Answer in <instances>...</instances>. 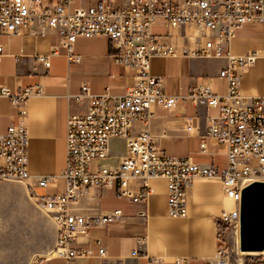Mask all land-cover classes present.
Wrapping results in <instances>:
<instances>
[{
    "label": "built area",
    "instance_id": "built-area-1",
    "mask_svg": "<svg viewBox=\"0 0 264 264\" xmlns=\"http://www.w3.org/2000/svg\"><path fill=\"white\" fill-rule=\"evenodd\" d=\"M74 2L60 0L56 6H46L38 0H0V34L21 35L28 29L45 37L56 32L57 43L48 55L36 56L38 63L50 67L52 57L79 62L75 54L79 38L106 37L112 43L114 63L134 73V85L121 96L108 92L93 95L88 84L82 86L78 98H89L91 106L87 114L68 118L67 168L62 176L66 187L64 193L54 196L35 192V188L52 186L54 178H33L28 170L27 106L33 97L43 95V87L36 85L17 92L6 86L0 88V97L8 98L19 111L18 123L0 133V182L25 186L35 205L55 223L58 240L50 256L66 260L106 257L104 247L95 252L75 245L92 229L122 217V210L92 218L72 214L70 205L91 189H112L115 185L118 198L146 204L151 182L159 179L167 181L169 215L181 219L188 217V191L194 182L220 180L225 197L232 202L220 220L228 230L233 227L239 231L243 190L254 182H264V96H245L239 74L256 64L259 52L235 57L231 46L244 26L264 27V0H98L92 7L72 10ZM183 27L197 32L202 43L199 48L179 49L158 42L156 28L171 31ZM185 57L227 58L228 67L219 73L228 83L227 93L217 95L211 86L202 84L185 96L168 95L165 78L152 73V63L157 58ZM3 58L4 47L0 44V63ZM179 104L217 111L208 117V137L227 149L228 163L223 170L160 151L147 126L155 117V108L169 110ZM195 120L188 119V133L196 130ZM137 122L146 127L133 135ZM115 138L126 140V156L117 168H94L96 161L109 157L110 142ZM207 145L201 144L203 153ZM140 215L145 217V211ZM230 256V248L221 247L215 264H229Z\"/></svg>",
    "mask_w": 264,
    "mask_h": 264
},
{
    "label": "crops",
    "instance_id": "crops-1",
    "mask_svg": "<svg viewBox=\"0 0 264 264\" xmlns=\"http://www.w3.org/2000/svg\"><path fill=\"white\" fill-rule=\"evenodd\" d=\"M38 1L46 6H56L60 2ZM97 2L75 0L72 10L89 8ZM155 34L160 44H172L179 49H197L202 44L192 28L171 31L156 28ZM57 41L58 36L53 31L45 37L34 35L28 29L21 35L0 34V44L4 47L0 88L6 86L17 92L36 85L43 87V95L29 101L26 119L30 136L29 173L33 178L55 180L48 188H35L40 196H54L65 191L62 176L67 168L68 118L87 114L91 106L89 98H78L82 86L88 84L93 95L108 92L121 96L135 83L131 70L114 63L112 43L106 37L79 38L75 44L79 62L52 57L50 67L38 63L36 56L48 55ZM231 51L235 57L259 52L256 64L239 74L245 96H264V27L247 25L239 29ZM228 63L225 57L157 58L152 63V73L165 78V92L170 96H185L202 84L211 86L215 94L223 96L228 91V83L219 77V73L228 67ZM154 111L155 117L147 127L161 152L189 158L194 163L220 171L227 166L226 147L208 137V117L216 114V110L179 104L173 109L155 108ZM189 118L196 119L193 133L186 130ZM18 121V109L8 98L0 97V133H6L9 126ZM145 127L137 122L133 135L140 134ZM203 142L208 144L206 153L201 149ZM125 156L126 140L115 138L110 142L109 157L96 161L94 168H117ZM150 186L152 192L146 204L118 198V186L115 185L112 189H91L70 205L72 214L92 218L122 210V217L92 229L88 237L80 238L75 245L77 249L95 252L104 247L106 257L66 260L50 256L57 244L58 230L46 214L56 228L55 244L51 252L33 264H215L216 253L223 246L229 247L230 238L220 217L231 208L232 202L225 197L221 181L197 179L188 191V217L183 219L169 215L167 181L153 180ZM141 211H145V217L140 215ZM135 251L139 252L136 256Z\"/></svg>",
    "mask_w": 264,
    "mask_h": 264
},
{
    "label": "rangeland",
    "instance_id": "rangeland-1",
    "mask_svg": "<svg viewBox=\"0 0 264 264\" xmlns=\"http://www.w3.org/2000/svg\"><path fill=\"white\" fill-rule=\"evenodd\" d=\"M55 229L22 184L0 182V264H33L53 249ZM229 234V264L264 262V253L240 252L239 231L230 227Z\"/></svg>",
    "mask_w": 264,
    "mask_h": 264
},
{
    "label": "water",
    "instance_id": "water-1",
    "mask_svg": "<svg viewBox=\"0 0 264 264\" xmlns=\"http://www.w3.org/2000/svg\"><path fill=\"white\" fill-rule=\"evenodd\" d=\"M240 211V252L264 253V182H254L243 190Z\"/></svg>",
    "mask_w": 264,
    "mask_h": 264
},
{
    "label": "trees",
    "instance_id": "trees-1",
    "mask_svg": "<svg viewBox=\"0 0 264 264\" xmlns=\"http://www.w3.org/2000/svg\"><path fill=\"white\" fill-rule=\"evenodd\" d=\"M225 229H227V227H225ZM247 264H249V263H247ZM252 264H259V263H252Z\"/></svg>",
    "mask_w": 264,
    "mask_h": 264
}]
</instances>
